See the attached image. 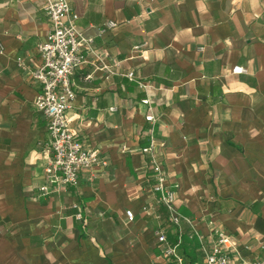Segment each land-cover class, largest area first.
I'll list each match as a JSON object with an SVG mask.
<instances>
[{
	"label": "crops",
	"instance_id": "obj_1",
	"mask_svg": "<svg viewBox=\"0 0 264 264\" xmlns=\"http://www.w3.org/2000/svg\"><path fill=\"white\" fill-rule=\"evenodd\" d=\"M69 2L93 39L71 127L108 163L41 194L51 137L32 73L50 22L39 0H0V264H178L160 228L173 244L181 235L186 264H205L213 226L236 264L264 260V0ZM153 155L190 220L182 234L153 191Z\"/></svg>",
	"mask_w": 264,
	"mask_h": 264
},
{
	"label": "built area",
	"instance_id": "obj_2",
	"mask_svg": "<svg viewBox=\"0 0 264 264\" xmlns=\"http://www.w3.org/2000/svg\"><path fill=\"white\" fill-rule=\"evenodd\" d=\"M39 3L50 22L46 40L38 44L41 64L32 73L33 78L42 86L35 100V106L45 116L51 137L48 148L50 157L44 168V184L40 187L41 194L46 195L52 188L77 187L83 171L91 170L97 165H106L108 161L98 150L88 147L71 127L70 109L76 97L73 75L88 61L86 49H92L93 39L86 38L79 31L77 27L79 15L72 10L69 0H39ZM116 26V21L109 20L100 31L105 32ZM233 71L244 73L246 69L235 66ZM128 76L134 78V73L131 72ZM143 103L149 105V99L143 100ZM114 110L115 108H111V111ZM146 120L149 122L155 120L151 111L146 115ZM154 148L155 143L152 142L143 151L150 153ZM152 170L157 181L153 191L159 194L158 201L168 208L170 222L177 225L179 234H182L180 228L182 221L190 222V220L178 212L176 192L166 187L165 174L155 155H153ZM125 214L129 221L134 220L135 214L132 210H126ZM76 218L87 222L86 215L80 207ZM212 231L214 243L211 248L205 246L204 242L202 245L205 264H236L232 258L236 247L234 240L215 226L212 227ZM156 233L162 253L167 260L186 264L178 253V248L182 244L181 235L173 244L169 242L164 228L158 229ZM199 238L204 241L203 236L199 235ZM238 264H264V260L242 259Z\"/></svg>",
	"mask_w": 264,
	"mask_h": 264
}]
</instances>
